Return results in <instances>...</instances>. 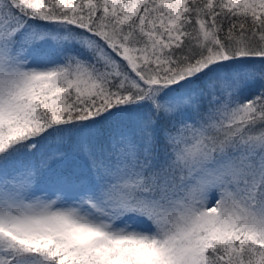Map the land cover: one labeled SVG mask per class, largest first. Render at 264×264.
<instances>
[{
  "label": "snow or ice",
  "instance_id": "6c2138e0",
  "mask_svg": "<svg viewBox=\"0 0 264 264\" xmlns=\"http://www.w3.org/2000/svg\"><path fill=\"white\" fill-rule=\"evenodd\" d=\"M0 264H264V0H0Z\"/></svg>",
  "mask_w": 264,
  "mask_h": 264
}]
</instances>
